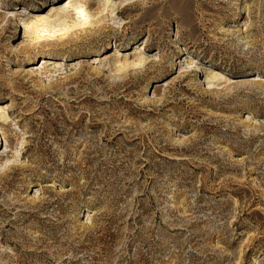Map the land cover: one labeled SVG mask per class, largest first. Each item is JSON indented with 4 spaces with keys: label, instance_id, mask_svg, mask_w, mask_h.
<instances>
[{
    "label": "rangeland",
    "instance_id": "obj_1",
    "mask_svg": "<svg viewBox=\"0 0 264 264\" xmlns=\"http://www.w3.org/2000/svg\"><path fill=\"white\" fill-rule=\"evenodd\" d=\"M10 2L0 264H264V0H112L108 50L93 33L50 50L55 67L69 57L54 77L40 70L48 50L12 47L44 0ZM116 47L147 64L115 73Z\"/></svg>",
    "mask_w": 264,
    "mask_h": 264
},
{
    "label": "bare ground",
    "instance_id": "obj_2",
    "mask_svg": "<svg viewBox=\"0 0 264 264\" xmlns=\"http://www.w3.org/2000/svg\"><path fill=\"white\" fill-rule=\"evenodd\" d=\"M1 1L3 2V0H0V2ZM4 3L12 4L10 0H4ZM52 4H54L55 6L47 11H43L45 7H48ZM56 4V0H44L42 6L37 8L33 14H25L23 16V20L27 22V29H25L26 27H24L25 30L23 38L18 43L12 45L15 51L22 52L24 56H28V60H31V58L33 57H37L40 54V49L48 50V52L45 54L46 57H43L39 61H42L40 70L46 73V75L49 74V76L47 75V77H54V75L56 76V74L59 73L58 71L62 70L63 66H67V61L69 59L66 54L61 55L62 59H60L61 61H58V64L55 67L54 65L56 64V62L53 61V58H55V51L50 50L64 47L68 43L73 41V39H80L89 33H93L96 36L97 41L101 42L98 45L99 51L105 52L109 48L108 44L106 43L107 41L104 40V37L102 38L101 36L103 35V33H105L106 22L107 18L109 17V9L112 7V0H103L102 4L96 10L86 8L82 0H68L67 4L61 7H58V5ZM130 4H132L134 7L138 5L136 1L135 3ZM128 5L129 4L125 5L124 3H121L116 9H113L111 11H117V15H119L121 12L127 10L126 8ZM91 6L92 4L90 3L89 7L91 8ZM2 13L3 11H0V15ZM11 17L14 16L10 14L9 18ZM25 22L21 23L24 24ZM16 24L17 20L14 19L13 25L15 26ZM20 29H22V26ZM135 29L133 30L135 32V36L133 38H130L129 40L136 38L142 33L141 31H136ZM103 30L104 32L102 33ZM149 33L152 36L153 33H151V31ZM9 37L10 39L12 38L13 40H17V35L15 34ZM129 40H127V42H129ZM148 43L149 42L147 41L145 44L146 47ZM120 53L121 52H119V47H116L114 54L109 57L110 59H114L113 61L111 60L110 64L115 66L113 70L115 73L123 72L124 76L126 77L127 74L125 73H127L128 71L144 68L145 64H147V60L143 57L137 58L131 62H129L128 60H124L122 62V60H119L121 56ZM97 61L99 62L97 64H102L103 62H105V59H102L101 57L99 60L95 59L93 64H96ZM63 62L66 63L63 65ZM53 66L54 69L57 68L58 71H55L54 69L52 70L51 68ZM38 70L39 69H35L31 71V75L39 77L37 73ZM97 73L102 74L103 71H99ZM206 80V85L210 90L213 85H215L214 81L220 80V75L215 72L212 77L206 78ZM12 126H16V123L14 120H11L10 107H8L6 104H2L0 101V141L5 140L6 143H8L5 152H9V148L12 147L9 141L11 138Z\"/></svg>",
    "mask_w": 264,
    "mask_h": 264
}]
</instances>
